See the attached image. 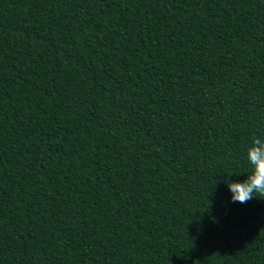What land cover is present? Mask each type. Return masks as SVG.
Returning a JSON list of instances; mask_svg holds the SVG:
<instances>
[{"label":"trees","instance_id":"obj_1","mask_svg":"<svg viewBox=\"0 0 264 264\" xmlns=\"http://www.w3.org/2000/svg\"><path fill=\"white\" fill-rule=\"evenodd\" d=\"M264 0H0V264H264Z\"/></svg>","mask_w":264,"mask_h":264},{"label":"clouds","instance_id":"obj_2","mask_svg":"<svg viewBox=\"0 0 264 264\" xmlns=\"http://www.w3.org/2000/svg\"><path fill=\"white\" fill-rule=\"evenodd\" d=\"M248 162L251 172L247 173L244 181L225 179L232 193V201L246 203L256 197H264V135L254 136L252 145L247 149Z\"/></svg>","mask_w":264,"mask_h":264}]
</instances>
